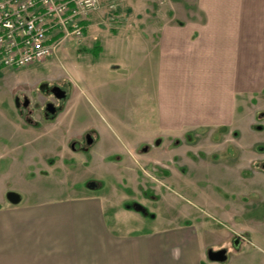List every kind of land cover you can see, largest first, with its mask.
<instances>
[{
  "label": "rangeland",
  "instance_id": "1",
  "mask_svg": "<svg viewBox=\"0 0 264 264\" xmlns=\"http://www.w3.org/2000/svg\"><path fill=\"white\" fill-rule=\"evenodd\" d=\"M134 3L100 2L82 39L68 38L27 67H0V209L11 205L9 192L20 204L65 199L99 179L96 194L125 201L121 232L144 234L188 219L211 248H229L223 264H254L251 257L264 254V89L238 87L230 120L161 129L159 55L148 48L145 27H135ZM49 83L69 99L43 121L40 91ZM21 95L30 115L13 106ZM85 134L94 143L72 151V142L84 146ZM132 202L152 219L126 210ZM107 221L112 226L111 213Z\"/></svg>",
  "mask_w": 264,
  "mask_h": 264
},
{
  "label": "crops",
  "instance_id": "2",
  "mask_svg": "<svg viewBox=\"0 0 264 264\" xmlns=\"http://www.w3.org/2000/svg\"><path fill=\"white\" fill-rule=\"evenodd\" d=\"M131 2L138 3L135 27H145L147 46L159 55L161 129L230 120L238 87L264 89V0ZM98 9L89 13L84 34ZM81 192L23 204L20 198L0 209V264H223L206 259L211 245L188 219L123 233L117 215L124 200ZM251 258L264 264L262 253Z\"/></svg>",
  "mask_w": 264,
  "mask_h": 264
},
{
  "label": "built area",
  "instance_id": "3",
  "mask_svg": "<svg viewBox=\"0 0 264 264\" xmlns=\"http://www.w3.org/2000/svg\"><path fill=\"white\" fill-rule=\"evenodd\" d=\"M100 0H0V67L41 62L68 38L82 39Z\"/></svg>",
  "mask_w": 264,
  "mask_h": 264
},
{
  "label": "flooded vegetation",
  "instance_id": "4",
  "mask_svg": "<svg viewBox=\"0 0 264 264\" xmlns=\"http://www.w3.org/2000/svg\"><path fill=\"white\" fill-rule=\"evenodd\" d=\"M55 88H59L60 91L56 90ZM62 92L65 94V96L61 99H58L56 97V94L61 95ZM40 94L42 95V97H44V101L40 104V107H39V116L43 121L53 120L57 115H59L62 111V107L64 106L66 101L69 99V93L59 83L47 84L45 86V89L40 91ZM30 105H31V102L24 95L13 97V106L16 109V111L26 112L29 110ZM48 108H49V110H52L53 112L51 113L50 111H48L47 110ZM27 113L30 115L31 111H28ZM26 121L28 124L34 126V123L31 121V119H27ZM88 136L92 139V142L90 144H88V142H87ZM81 142L84 143V146H82V143H76V142L70 143V148L72 149V151L76 152L78 150L89 148L94 143L93 135L85 134ZM76 144H77V147H76ZM147 149L148 148L143 147L141 150L143 153H149L147 151ZM263 163H264V161L261 163V169L264 172V170L262 168ZM90 184H94V187L91 188ZM98 187H99V183H97L95 181H90L87 183V188L89 190H96ZM126 208L130 209V211L131 210L135 211L136 213L141 214L144 217H149L150 219H152V213H150L149 210L146 209V207H144L138 203L132 202V204L129 206L127 205ZM236 243H237V241H234L232 246L235 247ZM219 250H225L226 260L224 262H217V263H226V261L228 260V257H229V255H228L229 248H227V247H218V248H211L210 247V248H208L206 251V259L208 261H210L208 259V252L209 251L215 252V251H219ZM210 262H212V261H210Z\"/></svg>",
  "mask_w": 264,
  "mask_h": 264
},
{
  "label": "water",
  "instance_id": "5",
  "mask_svg": "<svg viewBox=\"0 0 264 264\" xmlns=\"http://www.w3.org/2000/svg\"><path fill=\"white\" fill-rule=\"evenodd\" d=\"M56 90H59V88H55ZM65 96V94L62 92L61 95L56 94V97L58 99H61ZM48 111H50L51 113L53 112L52 110H49V108L47 109ZM88 144H90L92 142V139L88 136ZM262 168L264 170V163L262 165ZM91 188L94 187V184H90ZM7 200L10 202V204H17L20 202V196L14 192H9L7 193ZM208 259L212 262H224L226 260V254H225V250H219V251H209L208 252Z\"/></svg>",
  "mask_w": 264,
  "mask_h": 264
}]
</instances>
